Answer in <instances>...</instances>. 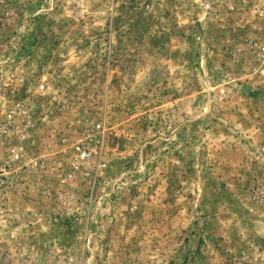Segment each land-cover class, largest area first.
Returning a JSON list of instances; mask_svg holds the SVG:
<instances>
[{"label": "rangeland", "instance_id": "1", "mask_svg": "<svg viewBox=\"0 0 264 264\" xmlns=\"http://www.w3.org/2000/svg\"><path fill=\"white\" fill-rule=\"evenodd\" d=\"M0 264H264V0H0Z\"/></svg>", "mask_w": 264, "mask_h": 264}]
</instances>
